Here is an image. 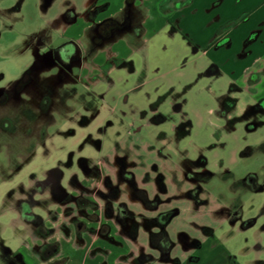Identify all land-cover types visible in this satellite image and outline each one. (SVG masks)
Masks as SVG:
<instances>
[{"label":"rangeland","instance_id":"obj_1","mask_svg":"<svg viewBox=\"0 0 264 264\" xmlns=\"http://www.w3.org/2000/svg\"><path fill=\"white\" fill-rule=\"evenodd\" d=\"M85 2L0 0V89H13L28 73L35 78L33 89L40 88L56 106L44 140L38 134L29 136L39 113L35 92L23 96L24 105L0 132V264H41L35 244L43 239L63 247L72 245L70 264H135L137 248L120 236L117 220L108 225L117 235L100 236L118 247L117 255L111 245L105 250L85 248V254L78 249L85 246L81 238L74 240L77 224H82V230L90 229V239L95 227L107 223L109 201L104 196L109 195L111 201L117 192L118 201L131 194L120 177L118 158L126 161L137 185L147 189L151 199L159 198L160 209L179 211L168 227L176 245L174 256L187 262L196 252L207 259L214 253L210 247L214 242L221 245L218 250L227 248L239 264H264V111L258 108L262 98H257L255 90L231 85L224 72H212L218 45L213 40L204 46L219 36L222 27L231 29V19L248 10L252 1H145L137 15H133L135 8L131 10L132 24L140 27L124 29L110 42L120 56L112 58L108 66L116 65L105 76L97 70L94 58L112 57V52L107 51V43L93 44L95 25L90 28L91 19L83 13L73 26L79 27L77 31L86 29L77 40L81 66H87L83 71L91 76L75 68L74 80L58 85L57 79L52 83L49 78L59 76V70L42 75L31 71L37 54L67 40L59 27L63 13L69 9L70 14L83 12ZM174 8L177 13L169 11ZM124 11L119 18L125 20ZM248 23L237 22L240 32ZM124 56L126 60L121 59ZM260 90L264 91V84ZM177 165L198 187L202 202L197 206L178 192L180 175L169 171ZM247 178L261 190H251ZM54 179L64 194L56 196ZM191 184H183L186 191ZM78 197L81 205L76 204ZM22 202L42 220L47 228L44 237L36 224L24 219ZM90 203L93 206L85 211ZM221 205L240 212L250 226L241 229L240 224L219 220L215 212ZM131 209L138 215L145 213L139 203H132ZM202 225L212 227L214 237L202 250L185 251L179 233L202 240L206 236ZM64 231H72V242L66 240ZM138 241L147 245L143 229ZM27 243L31 261H25Z\"/></svg>","mask_w":264,"mask_h":264},{"label":"crops","instance_id":"obj_2","mask_svg":"<svg viewBox=\"0 0 264 264\" xmlns=\"http://www.w3.org/2000/svg\"><path fill=\"white\" fill-rule=\"evenodd\" d=\"M145 1H151V0H135L133 3H131L129 5V9L125 10L126 5H128V0H121V3L119 2L117 4L114 2V0H86L84 11L81 13H78V14L80 15V14L86 13L87 9L91 8V6H92V8H93V6L97 7V6H101L104 4L108 6L106 11L102 12L98 16L97 19H95L93 21L91 20V26H89L91 28V27H93V25L97 24L99 21H102V20L107 19V18H114L116 20L122 21L123 18H119V15H120V13H122L121 11H124V10H125L124 11L125 13H128V12H131L132 8H135V9H133V15H137L138 14L137 8H139L142 4L144 6H146L147 2H145ZM190 1L194 2V0H186V2L188 4ZM251 1H252V3H251V6L248 10L242 12L239 16L231 19V24L228 26V28L230 27L231 29L227 30V28L224 29L222 27L220 34H223V35L220 36V34H219V36H217L215 38L213 37L212 39L207 41V43H204V46L209 45L213 40L214 41L212 44L218 45L217 48L219 51H218V53H216V56H218V58H216L214 60V63L211 67L212 72H215V73L221 72V71L224 72L225 75L231 80V85H233L234 83H237L241 86V89L248 91V92H252V90H255L257 98L261 99V98H264V91L260 90L261 85L264 84V0H251ZM69 10H67L61 16V21L59 23V27H62L64 34L68 35L67 39H70V38H76L77 39L78 37L83 38L86 34L85 33L86 29L81 28L80 31H77V29L79 27L74 28V26L70 25L69 22L64 20L63 17H64V15H66V13ZM177 10H178V8H174V9H170L169 11H171L173 13H175V12L177 13ZM256 18H258V19H256ZM132 19H133V21H135L134 17ZM248 20H250L251 23H248L247 27H245L246 29L244 31L240 32L239 25H237V22H244V21L247 22ZM85 21H87V20H85ZM138 27H140V25H134V23H133L134 29H138ZM78 32H79V34H78ZM73 33H75V34H73ZM237 33L240 35L236 39ZM137 36L140 37L139 34ZM127 42L130 43L131 41L128 40ZM112 45L113 44H110V42H107V45H106L107 51L112 52V55H113L112 57L111 56L107 57V55H105V56L96 55L94 58V60H95L94 63L97 65V68H103V71H101V73H102L101 76L104 74L105 71H107V73H108V71H110L112 69V66L115 67L116 64H112V66H108V65L110 64V61H112L113 59L115 60L116 58H119V56H120L112 48ZM220 55H222L221 58L219 57ZM114 56H118V57L115 58ZM121 59L126 60L127 57L125 59V56H124V57H121ZM78 67H79L78 69H80L83 73L81 75L86 74V76L89 77L90 74L87 72H84L87 66L82 68V66L78 65ZM108 67H111V68L107 69ZM83 69H84V71H83ZM97 70H99V69H97ZM88 71H90L92 74V70H88ZM56 76L57 75H54L51 77L54 78ZM103 76H105V74ZM42 79L43 78L41 77V80ZM54 82L55 81L52 80V83H54ZM66 82H69L68 78L65 79L64 83H66ZM13 89H12V87H9L6 90L12 91ZM55 107H56L55 105H52V107L50 109V116H52V114L54 112L53 109ZM43 121H41V123H43ZM52 121H53V119L51 120L50 123H52ZM38 131H39V127L37 126V128L34 130V135L35 134L37 135ZM128 169H129V167H128ZM169 171L172 174H179L180 175L179 178L182 182V185L181 186L178 185V192L184 198L193 201V205L197 206V204H200L202 201L200 200L198 194H196L198 191V187L196 185H194V184H196L194 181L188 179V177H187L188 175L184 171V168L182 166L177 165L176 168L169 169ZM173 182L175 184H177L175 181H173ZM189 182L192 183L191 184L192 186H190L189 191H186V189L183 187V184L189 183ZM124 185H125V187L128 186L125 183H124ZM137 187L140 189H143L139 185H137ZM144 190L147 192L150 199L153 198V195H151V193L147 189H144ZM123 196L125 198H123ZM123 196H120L118 198V201L113 203L115 216L118 214L119 205L122 203L126 204L128 209L135 213L136 217L141 215V216H145L144 218H155L159 214H162L165 212H174L175 214H179V211H177L175 209H171V210L160 209V206L156 210H148L144 207V205L140 201H136V200L131 201L130 200V197H131L130 193L125 194ZM132 203L141 204L144 208L143 210L145 213L138 215L135 211H133L131 209ZM218 208H220V209L215 212V216H217L219 220H222L223 222H229V224H231L232 226H236L237 224H240L241 229H246L247 227L250 226V223H248L247 221H242L243 218L240 216L233 219L227 214L219 213L223 208L225 209V208H232V207H227L225 205H221ZM89 209L90 208H86L85 211H87ZM105 215H106V213H105ZM115 216L109 218L106 215L107 223L103 224L102 227H95L96 232H95V234H92L91 236H89V237H91L90 239L87 236V232L90 229L85 227L86 229L82 230V228L80 227L82 224H80V223L77 224L78 228H76V235L74 236V240L76 241L77 238L80 237L82 240V244L85 245L83 249L82 248H78V249L84 250L85 254H86L87 250H85V248L86 249L100 248V249L105 250V249L110 247L108 245H111V248L114 250L115 255H117L116 252H117L118 247L114 244L109 243L107 239H104L100 236H103V237L111 236V237H113L112 235H115V234L117 235L116 232L118 231L120 236L123 239H125L127 242L130 243V245H131L130 247L137 248L138 254H137L136 258L142 254H149V255H152L154 258L152 264H163L159 261L158 251L151 248L150 243H149V232L143 226H140L139 231H138V237L135 240H132L128 237H125L122 234L118 221H117V226L119 227L118 230L116 232H113V229L110 230L109 226H108L109 221L117 220ZM137 219H138V217H137ZM139 221L141 222L142 220H139ZM27 223H29V222H27ZM168 227H169V225H168ZM141 229H143L146 232L147 245H143L138 241ZM201 229L204 231V233H205V229H210L212 233L210 235H206V233H205L204 235H206L205 237H207V238L204 237L202 240H200L198 236L192 237L193 235L191 236L190 234H188L186 232H181V233H186L191 239L198 240L201 243L200 247H198V248L184 249L182 247L185 251L195 252V251L202 250V248L205 246V244L210 239H212L214 237V235H213L214 231H213L212 227L202 225ZM58 232H61V231H58ZM168 232H169V230H168ZM64 235H65V237L67 236L66 240L68 242H70V241L72 242V237H73L72 231L69 234H66L64 231ZM94 235L96 237H100V239H95L93 237ZM57 241L59 243V240H57ZM116 241H120V240L116 239ZM30 242L32 243V248H33L35 245L36 246L42 245L45 241L43 239L40 244L36 243L35 245H34V242H32V240ZM57 246H58L57 255L51 261H54L55 263L56 262H63V264H70L72 262V255L68 254V253L70 251H72V249H71L72 245L63 247L61 244H57ZM175 247H176V245H175ZM210 247L212 248V250L215 249L216 251L214 250L213 255H211V256L209 255V257L207 259L203 258L201 255H198L195 252L194 253L195 255H193L187 262L183 258H179V257L174 256L173 255L174 250H173V252H172L173 260L169 263H166V264H239L238 261L236 260V258H234L232 256L231 252L227 248H225L224 246H223L224 247L223 250H218V247H221V245H217V243L213 242L210 245ZM25 249H26L25 261L33 260L32 259L33 256L30 253V244L29 243L26 244ZM125 251H127V250H125ZM132 251L135 252L136 250H132ZM115 258H116V256L112 259H115ZM41 264H45V262L42 261Z\"/></svg>","mask_w":264,"mask_h":264},{"label":"flooded vegetation","instance_id":"obj_3","mask_svg":"<svg viewBox=\"0 0 264 264\" xmlns=\"http://www.w3.org/2000/svg\"><path fill=\"white\" fill-rule=\"evenodd\" d=\"M134 1L135 0H128V3L131 4ZM107 8L108 6L105 4L97 7L93 6V8L91 6V8L87 9L86 15L89 16L90 19L93 21L97 19L102 12H105ZM63 18L65 21L69 22V24L73 26L78 23L79 14L75 12L71 14L68 13L64 15ZM124 29L130 31L137 30L133 28L131 12L127 13L125 20L123 19L122 21H119L114 18H107L95 24L96 36L95 35L92 36L91 38L92 42L95 46H99V47L103 46L105 43L111 42L115 38V36L118 33L123 32ZM81 54L82 53L80 51L79 41L76 38L67 39L65 42H63L60 45L47 46L44 49V51L41 52V54L40 53L37 54L33 62L31 71L36 70L38 74L42 75L51 72L54 69H57L59 70V76L57 75L56 77L54 78L51 77L49 79L51 80L57 79L58 85L65 84L64 81L66 78H68L69 82H71L72 80H74L72 78L73 70L75 68H79L78 65L81 66L82 64L81 62L83 58L81 57ZM98 69L99 71H103V68H98ZM34 79H35L34 76L28 75L27 73V75L20 81V83L15 85L12 91L6 89H0V132L6 128V125L8 126L10 121H12L15 114L14 111L16 109L19 110V107L24 105L23 96H26L28 94L30 95V93L35 92L34 93L35 96H37L38 94L37 96L38 98L36 97L38 101L35 103V106H37L39 113L37 114L36 118L33 119V122L31 124L32 127L29 131V136L31 137L34 135V130L38 126L39 131L37 134L40 136L42 140H44L46 135L45 128L52 120V116H50V109L52 107L53 99L47 98L45 94L40 92V88H36V90L33 89L32 84ZM42 81L43 80H41V82ZM260 101L261 103L258 108L264 111V98H262V100ZM11 107H13L14 110H12ZM41 121H43V123H41ZM23 124L27 125L26 121H24ZM88 172H92V171H88ZM246 185L249 186L251 190L257 192L261 190L260 187H255L254 185H252V178L246 179ZM35 186L39 187L40 185L36 184ZM52 187L53 189H56L58 193V195L56 196H60L65 192V190L61 188L59 181L56 179H54ZM196 194H198V191ZM26 205L27 204L25 202L20 203L22 215L24 219L27 222L36 224L38 231L42 232L41 235L44 237L45 232H47L46 230L47 228L45 229V226L42 223L40 217L34 215L31 212V210L29 211ZM219 213L227 214L233 219L240 216V212L236 213L234 210H232V208H225V209L223 208ZM35 249L41 254V258L44 262H48L50 264L55 263L54 261L51 260L55 258L58 252V246L56 243H50L48 241H45L42 245L37 246ZM137 258H135V264H137Z\"/></svg>","mask_w":264,"mask_h":264},{"label":"trees","instance_id":"obj_4","mask_svg":"<svg viewBox=\"0 0 264 264\" xmlns=\"http://www.w3.org/2000/svg\"><path fill=\"white\" fill-rule=\"evenodd\" d=\"M117 161L120 167V177L130 186L133 200L140 201L148 210H156L160 205V200L158 198L150 199L144 189L137 187L135 176L133 172L128 169V165L123 158H118ZM114 196L115 197L111 201L109 195L104 196V200L107 199L109 201L108 204H106V215L109 218L115 216L113 203L117 200L118 193L116 192ZM74 199L75 198H73V200ZM75 201L76 204L81 205L79 197L76 198ZM92 206L93 204L90 203L86 208ZM174 215V212L162 213L155 218H143L140 222L135 213L130 211L126 204L122 203L119 205V212L115 217L119 222L122 234L132 240L138 237L139 228L143 226L149 232V243L151 248L158 251L159 261L166 264L173 260L172 252L175 248V243L168 232V225ZM205 233L206 235H210L212 232L210 229H205ZM179 241L184 249L198 248L201 245L200 241L191 239L186 233L179 234ZM153 260L154 258L152 255L142 254L137 258V264H152ZM54 264H63V262H56Z\"/></svg>","mask_w":264,"mask_h":264}]
</instances>
